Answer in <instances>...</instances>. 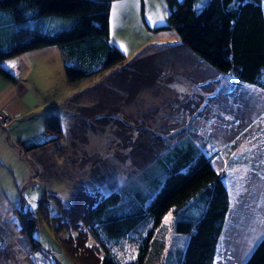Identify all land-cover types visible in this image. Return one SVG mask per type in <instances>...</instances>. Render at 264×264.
I'll return each instance as SVG.
<instances>
[{
  "label": "rangeland",
  "instance_id": "1",
  "mask_svg": "<svg viewBox=\"0 0 264 264\" xmlns=\"http://www.w3.org/2000/svg\"><path fill=\"white\" fill-rule=\"evenodd\" d=\"M126 1L113 0L111 8L110 41L126 55L123 62L73 84L66 75L65 51L56 45L1 61L20 77L27 61L33 67L20 82V95L6 110L12 115L10 123L15 120L22 127L13 135L10 128L0 124V224L6 229L0 232L5 235L1 236L0 264H75L62 245L61 238L67 231L57 229L55 216L60 208L70 204L80 187L98 193L116 189L125 206L147 203L159 186L151 175L159 177L155 174H160L161 166L154 161L139 168L133 161V150L140 146L132 145L139 133L151 134L150 128L176 143L186 134L188 122L197 126L198 137L189 134L199 139L207 151L221 150L218 167H224L228 143L238 141L229 152L234 158L251 148V163H234L226 168L224 180L231 212L212 264H244L264 238V90L246 83L229 84L230 75L223 76L187 47L175 28L157 29L169 24L167 0H129L118 9ZM127 12L129 20L125 18ZM24 25L48 28L42 20ZM9 33L7 30L0 36L3 47H8ZM147 54L155 55L159 76L130 100L127 95L131 88L112 82L123 66ZM97 102L104 106L88 116L93 111L85 112L83 108L97 106ZM52 112L61 117V140L38 150L21 149L17 141L43 132L45 117ZM234 114L239 117L236 123ZM142 150L147 152L146 147ZM136 188L141 190V200L135 198ZM42 200L48 203L41 210ZM18 210H28L36 217L37 226L31 236L22 228ZM187 210L179 213L191 215ZM175 218L176 211L171 209L162 219L158 236L165 239L166 250L160 264H177L189 239L188 233L176 231ZM31 237L40 241V247H33ZM88 243H97L92 234ZM111 251L129 261L137 258L139 246L124 237ZM100 254L106 252L100 250Z\"/></svg>",
  "mask_w": 264,
  "mask_h": 264
},
{
  "label": "trees",
  "instance_id": "2",
  "mask_svg": "<svg viewBox=\"0 0 264 264\" xmlns=\"http://www.w3.org/2000/svg\"><path fill=\"white\" fill-rule=\"evenodd\" d=\"M112 1L0 0V36L10 31L8 47H3L0 40V75L16 81V72L3 66L1 61L52 45L65 51L66 75L73 84L123 62L126 55L110 41ZM167 1L169 24L157 29L175 28L187 47L223 76L230 75L229 84L239 86L246 83L264 90V0H235V3L234 0ZM41 20L47 29L24 25ZM158 76L155 55L147 54L123 66L112 83L129 86L131 90L127 98L131 100L143 86L152 85ZM96 104L85 106L83 111H93L88 116L97 114L95 109L104 105L101 102ZM45 123L43 132L17 141L21 149L38 150L61 140L60 115L56 112L47 114ZM186 126V134L176 143L169 142L150 128L151 134L144 132L141 136L139 133L138 141L132 145L133 148L137 143L140 146L133 150L136 165L145 164V167L148 162L156 161L161 166L160 174H155L159 177L151 175L159 186L147 203L139 206L132 202L125 206L116 189L98 193L82 187L70 204L60 208L57 202L60 208L55 216L59 224L57 229L67 231V235L61 238L62 245L75 264H160L166 241L158 234L164 215L171 209L176 211V231L189 234L177 264L213 263L220 234L231 212L225 171L230 164L251 163V148L247 147L241 158H234L229 152H233L238 141L227 144L224 167H218L219 150L207 151L200 140L192 136L197 135L195 125L188 122ZM154 141L158 147L153 145ZM143 147L150 154L144 152ZM141 155L143 158L139 159ZM146 174L148 177L147 171ZM135 190V198L141 200L140 188ZM47 203L42 200L39 209L42 210ZM189 204L190 208L187 207ZM187 209L191 215L179 213ZM18 215L22 228L31 236L37 226L36 217L28 210H18ZM4 229L0 224V232ZM89 234L94 236L96 244L88 243ZM2 235L0 233V252ZM124 237L139 246L134 260H122L111 251L113 245ZM31 243L34 248L40 247V241L33 237ZM100 250L106 254L102 256ZM244 264H264V238L256 244Z\"/></svg>",
  "mask_w": 264,
  "mask_h": 264
},
{
  "label": "crops",
  "instance_id": "3",
  "mask_svg": "<svg viewBox=\"0 0 264 264\" xmlns=\"http://www.w3.org/2000/svg\"><path fill=\"white\" fill-rule=\"evenodd\" d=\"M129 1V0H128ZM128 1L124 2L123 4L119 5L118 6V9L124 7ZM129 10V9H127ZM125 18H127L128 20L130 19V14L129 12H127L125 14ZM47 62L45 63L44 62V65H46ZM7 67V66H6ZM33 67V63L31 61H27L25 63V66H24V75L22 77L18 76L17 80L16 81H11L7 78H5L4 76L0 75V84H2L1 88H0V113H6L8 114V112L6 111L7 110V106L9 105L10 102H13L14 99L16 97H18L20 95V82L22 83V81H24L26 79V77L29 75V72L30 70L32 69ZM9 68V67H8ZM11 69V68H9ZM13 70V69H11ZM17 72V71H15ZM19 74V73H18ZM234 77V76H233ZM23 85V84H22ZM212 85V84H211ZM212 94H213V91H212ZM209 99L205 100V102L207 103ZM19 110L15 111L14 113L18 112ZM9 113L11 114H14L12 111H9ZM232 119L235 120V123H236V117H235V114L233 115ZM15 121V120H14ZM12 121L7 127L10 128L9 131L15 135L13 133V131H16L18 130L19 126L22 127V124H18V121ZM242 121V120H241ZM240 121V122H241ZM27 122L24 121V122H21V123H25ZM242 123V122H241ZM28 124H26L25 126H27ZM196 126V125H195ZM6 127V128H7ZM197 127V126H196ZM20 134V133H19ZM229 144V143H228ZM231 144V143H230ZM216 151V150H215ZM221 151V150H219Z\"/></svg>",
  "mask_w": 264,
  "mask_h": 264
},
{
  "label": "built area",
  "instance_id": "4",
  "mask_svg": "<svg viewBox=\"0 0 264 264\" xmlns=\"http://www.w3.org/2000/svg\"><path fill=\"white\" fill-rule=\"evenodd\" d=\"M11 118L12 115L0 113V124L8 126L10 124Z\"/></svg>",
  "mask_w": 264,
  "mask_h": 264
},
{
  "label": "snow or ice",
  "instance_id": "5",
  "mask_svg": "<svg viewBox=\"0 0 264 264\" xmlns=\"http://www.w3.org/2000/svg\"><path fill=\"white\" fill-rule=\"evenodd\" d=\"M234 3H235V0H234ZM163 18L161 17V20H162ZM122 47V46H121ZM12 67H14L15 65L14 64H12L11 65ZM166 219H167V217H166ZM134 258V257H133Z\"/></svg>",
  "mask_w": 264,
  "mask_h": 264
}]
</instances>
